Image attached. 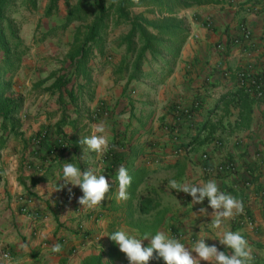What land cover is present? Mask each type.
<instances>
[{"label": "crops", "instance_id": "0c3cea01", "mask_svg": "<svg viewBox=\"0 0 264 264\" xmlns=\"http://www.w3.org/2000/svg\"><path fill=\"white\" fill-rule=\"evenodd\" d=\"M215 1L176 12L189 34L173 72L158 85L149 79L127 84L129 74L117 70L125 55L117 61L112 51H94L88 74L73 76L67 86L74 84L71 102L53 87L66 72L60 70V51L27 52L6 94L21 102L19 125L6 127L0 150V264H84L99 255L108 264H126L107 236L120 228L140 238L165 231L189 247L201 235L217 238L207 201L192 204L190 196L170 189L171 179L215 180L221 191L241 200L244 212L227 226L247 239L250 264H264V98L233 96L236 73L264 72V0ZM129 12L155 19L148 17L149 8ZM242 25L250 31L248 40ZM187 110V121L177 118ZM101 122L110 148L97 155L81 141ZM72 162L110 181L94 209L82 210L78 187H60L62 164ZM225 164L231 171H218ZM121 166L132 178L127 199L119 198L115 179ZM130 194L155 197L154 212L163 209L153 233L139 230L149 217L139 214ZM149 242L150 237L142 243ZM205 242L227 251L218 241ZM55 244L60 251H52ZM152 261L163 264L155 253Z\"/></svg>", "mask_w": 264, "mask_h": 264}, {"label": "trees", "instance_id": "16d2710c", "mask_svg": "<svg viewBox=\"0 0 264 264\" xmlns=\"http://www.w3.org/2000/svg\"><path fill=\"white\" fill-rule=\"evenodd\" d=\"M14 0H0V150L3 148V135L8 126L11 130L18 127L16 118L20 111L19 99H12L6 94L11 91L12 80L21 66V61L26 51H17L20 40L16 37V31L11 22L5 17V13ZM57 0H49L47 12H51L56 6ZM215 0H75L65 14L66 27L73 22H84L91 19L86 26L83 38L75 37L74 51L68 57L70 72L63 73L56 79L53 87L63 90L71 102H75L73 95L74 84L70 88L73 76L82 73L88 74L86 68L91 47H96L101 55L104 51L102 43L103 35L108 28L116 29L127 25L128 33L123 36L119 44L125 46V58L117 67L121 74H129L127 84L142 79L151 80L152 84H160L162 80L174 70V66L180 57L181 50L186 42L189 31L186 22L179 19L176 12L180 8H190L195 5L214 3ZM24 5L36 8V0H24ZM149 8L148 13L154 14L155 19L149 20L144 15L131 16L130 7ZM87 22V21H86ZM10 37L16 42L15 51H11ZM73 70V71H72ZM239 73H236L238 90L233 96L248 97L244 89L239 86ZM250 97V96H249ZM181 112L177 118L188 120L190 111ZM61 143L68 144L61 139ZM132 180V179H131ZM137 186V185H136ZM149 194V191H146ZM149 196V195H148ZM143 195L135 197L130 194V200L137 199L138 212L149 218L139 228L142 232L153 233L156 225L163 219L164 211L160 209L154 212L157 202L155 197L149 198ZM141 224V223H140ZM144 226V227H143ZM84 264H108L102 257L96 256L86 259Z\"/></svg>", "mask_w": 264, "mask_h": 264}, {"label": "clouds", "instance_id": "9594fccd", "mask_svg": "<svg viewBox=\"0 0 264 264\" xmlns=\"http://www.w3.org/2000/svg\"><path fill=\"white\" fill-rule=\"evenodd\" d=\"M81 143L88 151L97 155H103L110 148V136L104 122L91 126V134L86 136ZM60 176L65 187L71 185L78 187L82 196L78 204L83 209H94L100 205L109 191L110 181L97 170L81 171L77 163H63ZM116 182L119 187V198L127 199V188L131 183L128 170L121 166L116 174ZM112 182V181H111ZM171 190L182 192L192 198V204H202L207 201V208H211V227L218 230L215 239L201 235L190 247L179 239L165 231H157L153 235L145 234L138 237L127 228H120L107 236L118 246L119 252L124 254L128 264H149L154 253L162 259L163 264H250L253 259L251 247L247 239L239 232L232 231L228 222L244 212V204L241 200L221 191L215 180L201 181L199 183L178 182L169 180ZM71 194V189H69ZM201 214L206 213V208L199 209ZM150 237L147 246L143 240ZM206 240L218 241L227 251H221L216 244H206ZM60 245L55 244L52 251H60ZM195 253V255H193Z\"/></svg>", "mask_w": 264, "mask_h": 264}, {"label": "rangeland", "instance_id": "374dc122", "mask_svg": "<svg viewBox=\"0 0 264 264\" xmlns=\"http://www.w3.org/2000/svg\"><path fill=\"white\" fill-rule=\"evenodd\" d=\"M75 0H57L55 8L51 12H47L49 0H36V8H29L24 5V0H14L5 13V17L11 22V25L16 31V37L20 40V45L17 51H26L22 58L26 57L28 51H60L59 61L62 67L61 72H67L65 61V53L68 59L70 53L74 51L75 37L83 38L86 31V26L91 20L84 22H73L64 27V17L67 9L74 5ZM149 18H153L152 13L147 14ZM127 25L119 26L116 29L108 28L102 38L104 51H112L115 60L119 61L126 53L125 46L120 45V39L128 33ZM11 51H15L16 42L10 37H7ZM94 51L99 54L96 47H91V53L88 61L93 59ZM21 61V63H22ZM22 65V64H21ZM73 71V70H72ZM8 92L10 94L12 92ZM126 260V259H125ZM152 259L149 263H152ZM126 264L128 261L126 260Z\"/></svg>", "mask_w": 264, "mask_h": 264}, {"label": "built area", "instance_id": "2783aa9c", "mask_svg": "<svg viewBox=\"0 0 264 264\" xmlns=\"http://www.w3.org/2000/svg\"><path fill=\"white\" fill-rule=\"evenodd\" d=\"M240 30L243 35V39L248 40L250 38V31L245 26H240ZM239 77V86H241L245 93L252 98L262 99L264 98V72L259 75L251 73L249 70H241ZM186 113H188L186 111ZM203 160L207 159L206 155L202 156ZM232 166L230 164H225L218 168V171H231ZM209 172V171H207ZM211 172V171H210ZM8 254L4 255V258H8Z\"/></svg>", "mask_w": 264, "mask_h": 264}]
</instances>
